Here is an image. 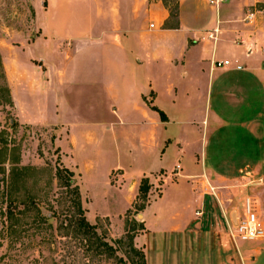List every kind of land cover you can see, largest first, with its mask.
<instances>
[{"label": "crops", "instance_id": "0c3cea01", "mask_svg": "<svg viewBox=\"0 0 264 264\" xmlns=\"http://www.w3.org/2000/svg\"><path fill=\"white\" fill-rule=\"evenodd\" d=\"M25 2L32 25L21 34L17 50L29 62L44 61L49 77L46 83H34L33 95L39 91V98L47 101L53 97L50 90L61 85L89 87L96 91L92 106L98 110V98L106 95L118 124L139 136V151L145 158L158 150L164 155L174 146L190 159L189 172L178 164L170 180L176 184L187 180L192 200L169 217L162 212L149 216L153 203L164 200L167 169L140 171L131 180L121 166L108 172V177L119 172L121 187H111L126 198L122 215L131 209L141 179L154 183V174L163 175L161 195L154 196L152 189L148 207L138 216L146 231L136 236L134 244L144 251L146 264H264V239L240 242L231 236L244 217L247 198L264 229V15L257 13L249 24L244 21L264 0H229L218 6L211 0H177L176 19L163 0ZM216 28L217 40H209L207 32ZM0 51L4 56L11 50L1 47ZM75 56H80L79 66L53 61L64 57V63L72 62ZM219 62L228 64L218 67ZM22 81L17 87L19 100L23 99L20 87L27 88ZM52 102L58 107L54 97ZM154 108L165 114L164 121ZM56 109L54 117L42 113L34 120L42 122L46 117L54 128L62 126L59 136L62 131L70 135V142H58L65 155L66 146L83 148L75 133V111L64 106L61 121ZM172 125L178 131H171ZM98 128L99 124L87 125L88 142L94 141ZM201 136L200 147L194 143ZM177 166L181 170L176 175ZM205 202H215L221 209V217L219 211H212L217 228L196 222ZM221 218L236 245L238 261L228 252L231 245L220 239L225 229Z\"/></svg>", "mask_w": 264, "mask_h": 264}, {"label": "rangeland", "instance_id": "374dc122", "mask_svg": "<svg viewBox=\"0 0 264 264\" xmlns=\"http://www.w3.org/2000/svg\"><path fill=\"white\" fill-rule=\"evenodd\" d=\"M25 1L0 0V48L11 50L7 56L1 55L0 51V264H88L73 241L74 230L68 225L70 212L67 207L70 204L66 191L59 187L57 179V170L61 167L74 172V182L79 185L87 220L96 225L97 233L106 236L116 249L117 259L104 258L94 264H133L124 230L125 221L130 218L142 224V219L138 218L141 213L135 215L133 211L130 216L121 214L126 198L120 190L111 187H121L119 172L113 171L108 177L109 170L121 166L131 180L140 171L167 169L169 177L165 185L161 173L154 174V183L150 181L153 184L152 194L156 197L161 195L164 185V200L153 203L149 216L162 212L169 217L177 210L186 208L192 200L191 184L187 180H181L178 184L170 180L178 164L183 167L184 173L189 172L190 159L179 155L174 146L169 147L164 155L162 150H158L145 158L139 151V136L130 132L126 125L118 124L112 112L114 106L106 95L103 99L98 98V102H101L98 110L92 106L96 91L89 87L86 90L84 85L78 84L72 89L69 85L52 88L50 92L57 101V109L52 96L43 101L40 99L43 96L39 98V91L36 96L33 95L34 83H46L49 77L44 61L29 62L21 50H17L21 34L30 30L32 25L30 7ZM167 1L168 9H174L177 0ZM30 36L33 38L34 34L30 33ZM64 59L54 58L53 61L58 60L61 66H79L80 56H75L72 62L64 63ZM52 76L62 78L58 73H52ZM21 81L27 88L20 87L23 99L20 97L19 100L17 87ZM17 100L20 101L18 104ZM64 106L75 111L72 116L76 123L75 133L79 147H83L70 150L66 146V150L69 149L67 155L62 152L58 142L69 141L70 135L67 137L62 131L59 136L62 126L54 128L46 119L48 114L54 117L56 109V112H60L61 121L64 120ZM96 111L97 116H91ZM42 113L46 116L44 121L34 120ZM66 115L69 121V110ZM90 122L99 124V128L94 141L88 142L84 134ZM200 127L203 132V126ZM170 130L176 132L178 126L172 125ZM202 136L195 145L201 147ZM224 147L226 144L223 143ZM172 179L176 181L177 177L172 176ZM205 204L203 215L196 218V222L201 224L206 221L204 226L217 228V219L212 211H219L221 217V209L215 202ZM195 207L191 211L194 212ZM221 219L225 229L220 239L231 245L228 252L234 262L238 261L236 245ZM66 242L75 246L73 251L67 252Z\"/></svg>", "mask_w": 264, "mask_h": 264}, {"label": "trees", "instance_id": "16d2710c", "mask_svg": "<svg viewBox=\"0 0 264 264\" xmlns=\"http://www.w3.org/2000/svg\"><path fill=\"white\" fill-rule=\"evenodd\" d=\"M164 5L168 8L169 3L163 0ZM171 18H177V4L174 9H170ZM159 112L162 120L164 121L165 114L160 110L154 108ZM75 174L68 168L61 167L57 170V179L59 180V187L64 189L67 194L69 206L67 210L70 212L69 226L74 230L75 244L78 245L81 254L88 261V264H94L101 259H117L116 249L108 242L107 237L97 233L98 227L89 223L86 218L87 210L82 207V195L79 185L74 182ZM152 184L149 178L141 179L138 189L136 200L130 210L127 211V216H130L133 211L135 215L143 213L149 205ZM126 229L125 234L128 240L130 252L133 255V264H146L145 253L143 250L137 249L134 244L136 236L146 231L145 225L138 224L135 219L127 218L125 221ZM65 248L67 252L73 251L75 246L66 242ZM77 248V247H76ZM121 261V260H119Z\"/></svg>", "mask_w": 264, "mask_h": 264}, {"label": "built area", "instance_id": "2783aa9c", "mask_svg": "<svg viewBox=\"0 0 264 264\" xmlns=\"http://www.w3.org/2000/svg\"><path fill=\"white\" fill-rule=\"evenodd\" d=\"M229 0H211L212 5L218 6L219 4L225 3ZM264 15V3H262V7L255 8L253 11H250L244 21L245 23H252L255 20L256 14ZM219 34V29L216 28L212 31L207 32V38L209 40L215 41L217 40V36ZM228 63H217L218 67H222L227 65ZM181 170L180 166L176 167L175 173L176 175ZM202 213L197 212V216H201ZM232 238L238 240L240 242H252L260 239H264V229L261 228L259 223L258 215L254 208V203L250 198H247L244 205V217H242L238 223L236 224L233 232L231 233Z\"/></svg>", "mask_w": 264, "mask_h": 264}]
</instances>
